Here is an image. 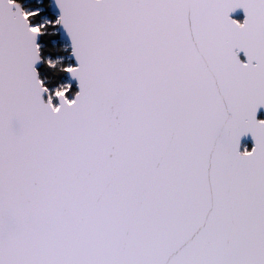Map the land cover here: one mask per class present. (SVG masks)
I'll return each instance as SVG.
<instances>
[{"label": "snow or ice", "instance_id": "1", "mask_svg": "<svg viewBox=\"0 0 264 264\" xmlns=\"http://www.w3.org/2000/svg\"><path fill=\"white\" fill-rule=\"evenodd\" d=\"M0 264H264V0H0Z\"/></svg>", "mask_w": 264, "mask_h": 264}]
</instances>
